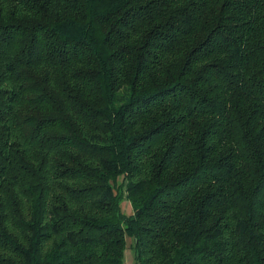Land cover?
<instances>
[{
  "label": "trees",
  "instance_id": "16d2710c",
  "mask_svg": "<svg viewBox=\"0 0 264 264\" xmlns=\"http://www.w3.org/2000/svg\"><path fill=\"white\" fill-rule=\"evenodd\" d=\"M127 237L264 264V0H0V264H126Z\"/></svg>",
  "mask_w": 264,
  "mask_h": 264
},
{
  "label": "rangeland",
  "instance_id": "374dc122",
  "mask_svg": "<svg viewBox=\"0 0 264 264\" xmlns=\"http://www.w3.org/2000/svg\"><path fill=\"white\" fill-rule=\"evenodd\" d=\"M123 181V177H119L118 182L122 183ZM122 207L123 210L126 212H130L131 211V204L129 202V200L127 199V196L125 194V192H123V197H122ZM134 238L131 237H127V248L125 250V263L126 264H137L136 263V259H135V250H134Z\"/></svg>",
  "mask_w": 264,
  "mask_h": 264
}]
</instances>
